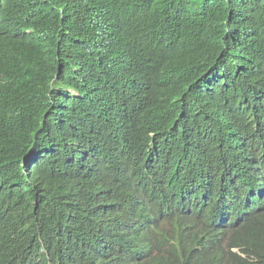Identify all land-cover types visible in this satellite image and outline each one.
<instances>
[{
	"label": "trees",
	"instance_id": "trees-1",
	"mask_svg": "<svg viewBox=\"0 0 264 264\" xmlns=\"http://www.w3.org/2000/svg\"><path fill=\"white\" fill-rule=\"evenodd\" d=\"M221 210L264 264V0H0V264H213Z\"/></svg>",
	"mask_w": 264,
	"mask_h": 264
},
{
	"label": "clouds",
	"instance_id": "clouds-1",
	"mask_svg": "<svg viewBox=\"0 0 264 264\" xmlns=\"http://www.w3.org/2000/svg\"><path fill=\"white\" fill-rule=\"evenodd\" d=\"M239 227L235 215L229 210L215 211L208 220V226L205 227V236L203 239L206 258L213 264H232L235 255L245 259L246 254L236 241L232 230ZM168 233L164 234L161 229L160 233L152 234V238L159 240L158 247L161 245L167 247H182L181 244L173 240L172 231L167 228ZM159 250V249H158ZM158 250H154L150 259L158 254ZM182 261L187 264L191 263L183 249Z\"/></svg>",
	"mask_w": 264,
	"mask_h": 264
},
{
	"label": "bare ground",
	"instance_id": "bare-ground-1",
	"mask_svg": "<svg viewBox=\"0 0 264 264\" xmlns=\"http://www.w3.org/2000/svg\"><path fill=\"white\" fill-rule=\"evenodd\" d=\"M3 249V248H2Z\"/></svg>",
	"mask_w": 264,
	"mask_h": 264
}]
</instances>
